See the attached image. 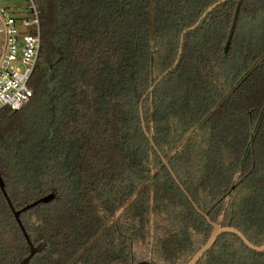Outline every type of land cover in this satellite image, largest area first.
<instances>
[{"label":"trees","instance_id":"trees-1","mask_svg":"<svg viewBox=\"0 0 264 264\" xmlns=\"http://www.w3.org/2000/svg\"><path fill=\"white\" fill-rule=\"evenodd\" d=\"M42 46L20 110H0V176L28 264H185L213 226L264 242V0H35ZM154 141V145L152 144ZM160 152V153H159ZM168 165H165L164 159ZM201 210L202 212H199ZM29 245L0 188V264ZM147 262V263H146ZM198 264H264L234 233Z\"/></svg>","mask_w":264,"mask_h":264},{"label":"built area","instance_id":"built-area-1","mask_svg":"<svg viewBox=\"0 0 264 264\" xmlns=\"http://www.w3.org/2000/svg\"><path fill=\"white\" fill-rule=\"evenodd\" d=\"M0 0V110L22 109L34 95L30 80L42 46L40 8L35 0L17 7V14Z\"/></svg>","mask_w":264,"mask_h":264},{"label":"water","instance_id":"water-1","mask_svg":"<svg viewBox=\"0 0 264 264\" xmlns=\"http://www.w3.org/2000/svg\"><path fill=\"white\" fill-rule=\"evenodd\" d=\"M226 0H217L216 2H214L213 4H211L204 12L203 14L199 17V19L196 21V23H194L191 26H188L187 28H185L183 30V32L181 33V37H180V45H179V50H178V55L176 58L175 63L173 64V66H171L168 70H166L163 74H161L157 80L152 84V86L149 88V90L145 93V95L143 96L141 103H140V112H141V119L143 121V128H144V132L145 134L148 136V138H150V133L147 131L146 129V125L144 122V114H143V103L145 98L149 95L150 92L153 91V89L157 86V84L173 69L175 68L178 63L179 60L181 58V55L183 53V46H184V42H185V36L189 31H192L194 29H196L204 20V18L210 13L212 12L216 7H218L220 4L224 3ZM243 0H238V4H237V8L234 14V18L231 24V28H230V32L224 47V52L228 53L232 44V40L235 34V30H236V26H237V22H238V18H239V13H240V9L242 6ZM152 144L154 145L155 149H157V147L154 144V141H152ZM160 153V152H159ZM164 159V158H163ZM164 163L165 165H168L167 161L164 159ZM0 188L3 191L5 197L7 198V201L15 215V218L18 222V224L21 227V230L29 244L30 247V251L29 254L27 256H25L20 262L19 264H28L30 262V260L39 252H42L44 250V248L46 247V242L45 241H41L38 245H35L32 240L30 235L28 234L22 220H21V213L23 211H26L40 203H49L51 202L54 198H55V193H50L47 195H44L42 197H40L39 199L35 200L34 202H31L29 204H27L26 206H24L22 209H15L9 195L8 192L6 190V185L5 182L2 178V176H0ZM199 212H202L201 210H199ZM203 213V212H202ZM204 216L206 217L207 221L213 226V231L211 233V235L209 236V238L198 248V250L193 254V256L185 263V264H198L200 262V260L204 257V255L215 245V243L217 242L218 238L225 233H234L236 234L241 241L251 250H254L256 252H264V242L262 244H255L253 243L240 229L231 226V225H221L217 222H214L210 216L206 213H203ZM147 263V262H146ZM140 264V263H138ZM150 264V263H147Z\"/></svg>","mask_w":264,"mask_h":264},{"label":"rangeland","instance_id":"rangeland-1","mask_svg":"<svg viewBox=\"0 0 264 264\" xmlns=\"http://www.w3.org/2000/svg\"><path fill=\"white\" fill-rule=\"evenodd\" d=\"M28 2L27 0H2L1 1V6L6 8L9 12L13 13V14H17V7L21 6V7H25L27 6ZM3 37L0 36V39H2Z\"/></svg>","mask_w":264,"mask_h":264},{"label":"flooded vegetation","instance_id":"flooded-vegetation-1","mask_svg":"<svg viewBox=\"0 0 264 264\" xmlns=\"http://www.w3.org/2000/svg\"><path fill=\"white\" fill-rule=\"evenodd\" d=\"M216 1H217V0H215L214 2H216ZM228 1H229V0H226V1H225L224 3H222V4L224 5V4L227 3ZM214 2L210 3V4L205 8V10H206L211 4H213ZM222 4H220V5H222ZM237 4H238V0H237ZM237 4H236V8H237ZM243 4H244V0H243V3H242V6H243ZM220 5H219V6H220ZM219 6H218V7H219ZM242 6H241V8H242ZM216 8H217V7H216ZM216 8H215V9H216ZM215 9H214V10H215ZM205 10H204V11H205ZM214 10H213V11H214ZM240 10H241V9H240ZM204 11H203V12H204ZM235 11H236V9H235ZM210 13H211V12H210ZM210 13H209V14H210ZM202 14H203V13H202ZM202 14H201V15H202ZM209 14H208V15H209ZM234 14H235V13H234ZM208 15H207V16H208ZM239 15H240V13H239ZM207 16H206V17H207ZM206 17H205V18H206ZM205 18H204V19H205ZM27 243H28V242H27ZM38 244H39V243H38ZM38 244H35V245H38ZM28 245H29V244H28ZM29 251H30V249H29ZM18 264H19V263H18Z\"/></svg>","mask_w":264,"mask_h":264}]
</instances>
